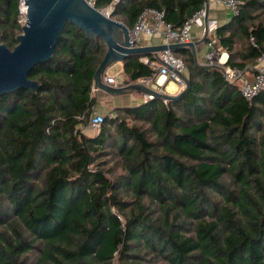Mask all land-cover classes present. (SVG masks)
<instances>
[{
	"label": "trees",
	"instance_id": "obj_1",
	"mask_svg": "<svg viewBox=\"0 0 264 264\" xmlns=\"http://www.w3.org/2000/svg\"><path fill=\"white\" fill-rule=\"evenodd\" d=\"M88 1L130 29L147 9L180 28L206 4ZM241 1L245 52L218 33L227 65L245 70L264 53V0ZM19 11L20 0H0L11 50ZM105 53L68 24L29 75L39 90L0 97V264H264V91L248 101L190 55L177 100L115 109L87 135ZM123 64L125 85L155 76L139 57Z\"/></svg>",
	"mask_w": 264,
	"mask_h": 264
},
{
	"label": "water",
	"instance_id": "obj_2",
	"mask_svg": "<svg viewBox=\"0 0 264 264\" xmlns=\"http://www.w3.org/2000/svg\"><path fill=\"white\" fill-rule=\"evenodd\" d=\"M27 23L22 27L23 33L17 37V46L11 50L0 43V97L19 89L31 93L39 90V83L29 78L31 71L39 64L53 59L58 41L68 24L75 25L89 39H102L106 53L95 75V88L107 94L118 96L127 93L140 92L152 100H177L158 93L143 84L134 83L124 88H114L104 83L107 70L134 56L149 55L170 50L191 49L205 43L173 44L160 47H132L130 28L124 23L112 18V11L104 13L88 0H25ZM186 87L189 85L185 78ZM185 90V89H184Z\"/></svg>",
	"mask_w": 264,
	"mask_h": 264
},
{
	"label": "built area",
	"instance_id": "obj_3",
	"mask_svg": "<svg viewBox=\"0 0 264 264\" xmlns=\"http://www.w3.org/2000/svg\"><path fill=\"white\" fill-rule=\"evenodd\" d=\"M25 0H20V11L18 23L21 27L27 23V10L24 3ZM219 4L228 8L234 17H238L241 13V0H219ZM199 27L202 29V36L207 34L205 65L209 67L220 68L225 76V79L240 87L241 96L252 101L257 95L264 91V53L257 60L255 67V77L253 81L245 79L244 70L227 66L222 61L223 49L220 46V35L218 29L220 25L217 21L209 20V11L204 6L198 11L191 20L185 23L180 28H175L171 23L167 22L164 14L156 9H147L139 17L135 26L130 29V38L132 47H139L145 37L151 38L160 36L163 39V44L170 46L173 44H189L194 42L193 29ZM251 43L258 48L254 38H251ZM141 62L147 65L155 72V78H165L167 81L176 83L181 89L186 88L185 73L186 65L182 58L178 57L174 52L167 50L159 53L155 58H142ZM148 79H140L137 83L149 86ZM104 83L114 88H124L126 85L119 83L115 77L105 76ZM158 93L165 94L164 91L155 85H151ZM98 90L93 87V94ZM146 103L150 102L152 97L146 96ZM165 104L168 100H163ZM106 117H114V113L108 115L100 114L95 108L92 110L89 128L99 131L105 122Z\"/></svg>",
	"mask_w": 264,
	"mask_h": 264
},
{
	"label": "crops",
	"instance_id": "obj_4",
	"mask_svg": "<svg viewBox=\"0 0 264 264\" xmlns=\"http://www.w3.org/2000/svg\"><path fill=\"white\" fill-rule=\"evenodd\" d=\"M218 1L219 0H206V4L204 6H206L208 11H209V20L210 21H212V20L217 21L220 25V28H225V34H224L225 36H229V35L235 33V35H236V37H235L236 48L238 49L237 55H240L243 51L245 52V49L248 46L247 40L237 31V29H238L237 22H236V20H234V19H236V17H234L232 12L228 8L219 4ZM193 38H194L193 43H198V42L202 41L204 39V36H202V29H200L199 27H194ZM206 43H207V40L205 43L197 45L195 47L194 53L192 52L191 49H180L177 52H175L174 54H176L178 57H180L182 59L184 57L186 58V57H189L190 55H192L198 66L209 67V66L205 65ZM163 45H164L163 39L160 36L151 37V38L145 37L143 39L142 43L140 44L141 47H160ZM159 53H161V52H159ZM159 53H151L149 55H141V56H136V57H139L140 61L142 58L153 59ZM229 57L230 56H229L228 52L223 51L222 61L225 64H227ZM237 58H238L237 61H241L240 57L237 56ZM117 65H119V67H120L119 70L116 72L117 75L116 74L113 75V74L109 73V70L112 67L111 66L107 70L106 76L115 77L119 83H123V85H125L124 83H126L127 78L124 74V64L119 63ZM255 67H256V63L254 65H251V64L247 65V67L244 70L246 80L253 81V79L255 77ZM185 78L186 79L189 78V72H188L187 68H186ZM148 80H150V79H148ZM132 84H134V83H132ZM129 85H131V84H129ZM147 85H149V87L151 85H155L159 89L164 91L166 95H169L172 97H176V96L178 97L184 91V89H181L176 83L167 81L165 78H155V79L151 78V81ZM126 86H128V85H126ZM95 96H97L98 99L106 101L107 106L105 107V109L109 108V106H110L108 112H110L111 110H114V109L141 106V105L146 103L145 101L147 99L146 95L142 94L140 92H133V93L131 92V93H127L124 95H118V96L113 95L112 96V95L107 94L103 91H98ZM99 107L102 111H104L102 108V107H104L103 104L101 106L99 105Z\"/></svg>",
	"mask_w": 264,
	"mask_h": 264
},
{
	"label": "rangeland",
	"instance_id": "obj_5",
	"mask_svg": "<svg viewBox=\"0 0 264 264\" xmlns=\"http://www.w3.org/2000/svg\"><path fill=\"white\" fill-rule=\"evenodd\" d=\"M111 10V9H110ZM110 10H106V11H103L104 13H106V14H109V12L108 11H110ZM112 11V10H111ZM254 14H256V11L254 12ZM116 20V19H115ZM114 66V67H113ZM111 68H110V70H109V73L110 74H116V72L119 70V65H117V64H115V65H113ZM254 72V71H253ZM117 75V74H116ZM96 94H94V96H95ZM96 98H97V96H95ZM97 102H98V105L95 107V109L100 113V114H102V115H108L110 112H112V111H114V110H111L110 112H108V110H109V108H110V106H109V108H106L105 109V107L107 106V103H106V101H103V100H101V99H98L97 98ZM102 102V103H101ZM104 105V107H102L103 108V110L104 111H102L101 109H100V107H99V105L101 106V105ZM112 108V107H111ZM102 111V112H101ZM85 134H87V135H90V134H93V135H98L97 133H98V131H96V130H94V129H86L85 131ZM110 177H111V175H110Z\"/></svg>",
	"mask_w": 264,
	"mask_h": 264
}]
</instances>
